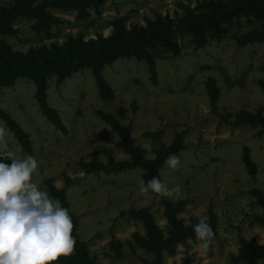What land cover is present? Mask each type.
<instances>
[{"label":"rangeland","instance_id":"1","mask_svg":"<svg viewBox=\"0 0 264 264\" xmlns=\"http://www.w3.org/2000/svg\"><path fill=\"white\" fill-rule=\"evenodd\" d=\"M12 1L0 0V6L9 7ZM201 1L106 0L99 11L90 9L84 20L76 19L73 10L55 8L51 12L63 23L53 26L49 36L35 33L31 20L20 19L14 24L18 34H0V39L23 52L41 44H62L67 35L88 40L97 34L109 35L115 17L124 16L126 26L144 25L155 13L175 18L184 6L195 7ZM248 28L242 20V26L232 25L221 41L209 40L202 47H195L190 35L178 37V55L156 51V84L150 80L145 60L118 58L102 70L113 89L111 98L100 96L89 68L73 73L59 85L55 76H50L47 100L57 110L66 132L39 110L31 79L21 77L12 87L0 88V108L30 134L32 143V153H24L0 119L8 150L18 159L29 155L37 159L38 171L32 181L41 190L48 192L47 179L62 188L65 176L70 178L73 184L66 189L70 211L77 216L80 238L89 240V253L99 264H142V259H152V253L134 239L135 232L144 235L143 225L120 214L130 206L148 209L164 236L169 227L152 195L140 191L141 179L145 183L149 180L148 171L134 168L116 174L86 173L76 163L80 158L90 161L94 149L100 151L97 159L103 163L128 158L118 135L94 113L97 108L113 114L123 125H131V136L146 158L155 154L143 135L145 131L160 130L166 145L177 132H183L185 147L177 154L181 167L173 171L164 163L160 168V179L169 188L178 185L179 192L161 198L172 203L191 199V207L181 210L178 217L187 225L206 215L214 237L207 252L196 237L186 238L176 244L172 254L164 253V264H235L232 256L239 254L243 242L264 246V209L252 194L254 189L264 192V136L258 135L259 127H232L220 122L222 116L233 119L240 110L264 114V91L259 83L264 80V40L240 46L230 36ZM209 77L218 88L216 111L209 102ZM244 146L249 149L254 173L242 161ZM0 162L11 164L7 158H0ZM239 264H264V258Z\"/></svg>","mask_w":264,"mask_h":264},{"label":"trees","instance_id":"2","mask_svg":"<svg viewBox=\"0 0 264 264\" xmlns=\"http://www.w3.org/2000/svg\"><path fill=\"white\" fill-rule=\"evenodd\" d=\"M106 0H13L9 7L0 6V34L16 36L19 28L14 24L17 20L27 19L32 23L30 28L37 34L49 36L53 26H59L63 20L53 14L51 9L75 11L78 20L87 19L90 9L99 11V7ZM242 20L248 29L230 36L240 46L247 43L264 40V0H202L195 7L184 6L181 15L171 17L169 14L155 13L153 18H147L144 25L132 23L126 26L124 16L115 17L111 22V33L107 36L97 34L95 38L84 40L81 35H67L62 44L52 42L49 45L41 44L29 47L26 51L13 50L4 40L0 39V88L12 87L18 78L31 79L35 85V98L41 113L62 132L66 129L61 122L57 110L47 100L48 78L55 76L56 85L79 70L89 68L96 82L101 97L111 98L113 89L104 80L102 70L105 65L111 64L118 58L134 57L145 60L149 77L153 84L157 83L156 51L170 52L178 55L180 51L178 37L190 35L195 47L204 46L209 40L221 41L229 28L242 26ZM264 91V80H260ZM207 92L211 108L217 110L218 88L215 79L209 77L206 81ZM94 113L110 125L113 132L119 137V145L128 158L107 163L98 161L100 151L94 149L90 161L80 158L76 163L86 172L119 173L134 168L148 171L149 180L155 176L160 179V168L170 154L177 155L184 147L183 132H177L169 145L161 137V131H145L144 137L151 142L154 152L153 158H146L144 150L135 144L131 136V125H123L113 114L102 109H95ZM2 119L9 131L21 145L26 154L32 153L30 134L11 117L9 112L0 108ZM220 122L232 127L249 125L259 127L258 135L264 136V114L250 113L240 110L233 119L222 116ZM242 161L250 173L255 172V166L249 155V149L244 146ZM48 193L61 202V206L68 209L73 222L72 235L75 238L73 254L60 256L51 263L59 264H99L88 249L89 240H82L77 231V216L70 211L66 189L73 184L65 176V185L57 188L51 181H44ZM252 194L259 205L264 209V192L254 189ZM153 203L162 211L168 224L166 236L155 222L151 212L145 208L130 206L121 215L128 220L140 222L144 227V235L134 233L135 242L147 252L152 253V259H142V264H164V253L172 254L177 243L186 238H195L193 225L198 220L192 219L185 225L178 217V213L191 205V199H179L175 203L157 198L152 194ZM210 216L214 218L213 211ZM262 218V217H261ZM264 221V218H263ZM213 222V219L212 221ZM264 258V246L254 242H243L240 252L232 256L231 263L255 261Z\"/></svg>","mask_w":264,"mask_h":264},{"label":"clouds","instance_id":"3","mask_svg":"<svg viewBox=\"0 0 264 264\" xmlns=\"http://www.w3.org/2000/svg\"><path fill=\"white\" fill-rule=\"evenodd\" d=\"M0 158L11 160V164L0 162V264H50L60 256L73 254L75 238L68 209L32 181L38 171L37 159L31 155L16 158L4 142L3 129H0ZM165 163L173 171L181 167L175 154H170ZM140 191L157 198L172 197L179 192V186L169 188L166 182L153 176L147 183L141 179ZM208 220L201 215L193 225L205 252L214 237Z\"/></svg>","mask_w":264,"mask_h":264},{"label":"crops","instance_id":"4","mask_svg":"<svg viewBox=\"0 0 264 264\" xmlns=\"http://www.w3.org/2000/svg\"><path fill=\"white\" fill-rule=\"evenodd\" d=\"M15 119V118H14ZM17 121V120H16ZM18 122V121H17Z\"/></svg>","mask_w":264,"mask_h":264}]
</instances>
